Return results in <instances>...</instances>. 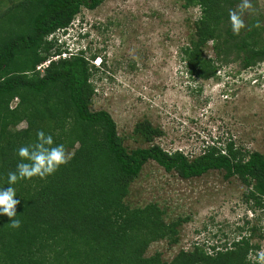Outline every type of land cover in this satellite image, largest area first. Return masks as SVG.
Wrapping results in <instances>:
<instances>
[{"label": "trees", "instance_id": "16d2710c", "mask_svg": "<svg viewBox=\"0 0 264 264\" xmlns=\"http://www.w3.org/2000/svg\"><path fill=\"white\" fill-rule=\"evenodd\" d=\"M10 1L0 11V186H7V174L15 170V150L34 143L38 130L51 135L54 145L63 144L65 154L77 145L51 175L12 185L20 201L13 219L20 220V227L10 228L9 218L0 215V264H258L256 255L249 256L254 246L244 236L222 249L195 244L169 260L157 251L146 255L156 240L176 242L177 221L165 222L154 202L130 206L124 198L143 164L152 160L181 178L222 170L226 178L236 176L250 186L247 197L261 206L264 153L228 141L208 144L189 160L178 150L152 143L160 131L146 119L133 132L151 144L128 150L110 114L88 108L94 55L85 57L84 51L65 48L56 36L47 38L66 27L81 7L93 9L103 0ZM240 2L183 0L200 12L193 36L181 48L189 74L207 78L229 62L238 61L241 68L264 62V11L256 0L244 13L246 27L238 35L231 31L228 11ZM208 42L211 55L206 56ZM63 52L68 56L60 57ZM45 60L40 74L36 66ZM21 121L24 127L12 129Z\"/></svg>", "mask_w": 264, "mask_h": 264}, {"label": "rangeland", "instance_id": "374dc122", "mask_svg": "<svg viewBox=\"0 0 264 264\" xmlns=\"http://www.w3.org/2000/svg\"><path fill=\"white\" fill-rule=\"evenodd\" d=\"M10 3L0 0V11ZM256 3L264 11V0ZM199 13L198 6L186 7L183 0H103L93 9L81 7L71 22L72 29L80 25L88 30L84 56L94 55L88 108L110 114L128 150L151 144L133 132L146 119L160 131L152 143L169 152L178 150L189 160L208 144L228 141L264 153V62L247 68L229 62L207 78L189 74L181 48L193 36ZM204 55H211L209 42ZM42 70L37 69L40 74ZM24 125L21 121L12 129ZM249 187L236 176L226 178L222 170L181 178L149 160L124 200L130 206L154 202L165 222L177 221L176 242L156 240L146 255L157 251L169 260L195 244L222 249L244 236L254 246L253 258L264 250V202L254 204L247 197Z\"/></svg>", "mask_w": 264, "mask_h": 264}, {"label": "clouds", "instance_id": "9594fccd", "mask_svg": "<svg viewBox=\"0 0 264 264\" xmlns=\"http://www.w3.org/2000/svg\"><path fill=\"white\" fill-rule=\"evenodd\" d=\"M251 9V0H241L236 9H229L228 20L233 35H238L241 29L246 27L244 13L246 10ZM72 28L73 23L70 22L66 27L57 28L51 32V37L56 36V39L59 42H63L65 48L70 51H85L88 30H84L80 25L74 29ZM60 56L64 57L62 54ZM97 62L95 63L97 64ZM15 155L19 158L15 170L8 172L7 186H0V215H5L9 218V227L13 229L20 227V220L13 219L16 216L15 206L20 201L19 198H14L16 197V192L12 185L20 179L26 180L32 177L43 179L54 173L59 166L65 164L68 160L64 145H54L52 136L41 130L36 132V141L34 143L18 147L15 150ZM255 259L258 264H264V250L258 251Z\"/></svg>", "mask_w": 264, "mask_h": 264}, {"label": "built area", "instance_id": "2783aa9c", "mask_svg": "<svg viewBox=\"0 0 264 264\" xmlns=\"http://www.w3.org/2000/svg\"><path fill=\"white\" fill-rule=\"evenodd\" d=\"M51 35H52V33H49V34L47 35V38H49ZM64 54H65V53H62V55H64ZM48 61H49V60H45V61L39 63V64L36 66V68H37V69H40L41 66H42V67L46 66Z\"/></svg>", "mask_w": 264, "mask_h": 264}]
</instances>
